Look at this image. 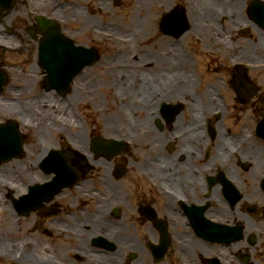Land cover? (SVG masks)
Masks as SVG:
<instances>
[{"label":"flooded vegetation","instance_id":"af4514ba","mask_svg":"<svg viewBox=\"0 0 264 264\" xmlns=\"http://www.w3.org/2000/svg\"><path fill=\"white\" fill-rule=\"evenodd\" d=\"M167 1L169 3V0ZM135 5L139 7V2ZM170 6H174V1ZM211 16L209 19L214 21L216 16ZM29 19L34 23L33 17ZM87 21L85 25H88ZM93 26L101 28L98 25ZM200 26L206 30L205 26ZM197 29L192 20L183 37L190 34L194 37L205 36ZM71 33L75 34L76 31ZM167 37L173 41L171 36ZM33 41L37 45L34 46L29 41L25 42L27 46L22 47L24 53L31 50L27 60L6 65V68L14 69L13 72L8 71L9 98L13 90L16 93H28L31 89L30 85L38 86L44 82L46 68L40 55L42 46L38 44L39 41ZM172 41L166 45L164 43L163 48L170 51L173 48ZM142 53L144 52L139 54ZM146 67L140 65L136 73L134 64L132 70L140 76L144 74L148 76L150 74ZM32 68L36 69L33 76L30 74ZM30 82L32 83L29 84ZM262 92L263 89L259 88L258 93L248 98L246 104L260 100L264 105ZM215 94L218 95V92ZM32 98L38 100L40 96L33 95ZM8 102L13 103L14 100L11 98ZM20 109L24 108L20 107ZM20 109L19 116L23 112ZM172 124L164 128L170 137L166 142V148L173 159L171 160L172 168H182V180L176 177L170 178L166 172L158 171L156 167L146 169L154 175L143 174L139 165L142 161L141 157H132L131 152L134 147L130 145L124 153L113 158L125 169V173L118 176V179L114 176L116 166L113 167L112 179L109 180L108 173L105 176L101 175V171L107 172L109 162L106 160L111 159L109 157L104 160L103 156H91L87 159L86 165L82 164L84 159L82 156L73 158L74 164L80 166L86 174L84 173L83 180L75 185L77 188L70 198L68 197L67 206L59 202L60 206L50 205L53 206L52 211L47 212L45 205H42L30 213L27 205L13 202V198L27 193L28 189L26 190L25 187L22 191L16 185L17 189L14 191L7 186L12 185V181L6 179V184L0 185V195H3L5 203L2 204L0 200V264H48V261L50 264H264V142L254 141L252 132L255 129L248 130L246 125V135L251 138L246 150L249 153L248 146L253 143L255 148H262L260 157L257 158L250 153L248 157H245L246 150L243 155L238 153L237 156H233L231 152L234 149L226 147L223 152H220L219 161L214 162V157L218 156V150L214 152L213 149L206 148L205 132L202 144L200 142L199 145L201 148L194 151L192 157H188L185 154L192 149L187 141L190 146L194 145L193 138L190 139L194 131H189L188 127L177 128ZM153 126L157 129L154 123ZM224 126L226 125L223 123L216 128L220 134ZM226 128L228 127H225L223 131ZM197 132L200 131L197 130ZM26 137L29 140V136L26 135ZM60 139L64 141L65 138L60 136ZM149 143L153 141L150 140ZM259 144L260 146H257ZM22 161L28 162L27 155L22 158ZM91 162L92 164L100 163L103 169L100 171L98 167L99 170H91L89 168ZM94 173L98 176L95 177L98 186H91V178L87 176ZM137 173L139 176L136 175ZM153 176L160 181V187ZM198 178H201V182L197 180ZM226 179H231L241 194L237 203L231 204L225 195L219 203L218 196L222 188L220 185L215 186L213 182L209 183L210 180L225 181ZM125 180L126 183H124ZM20 185L23 186V184ZM81 186L82 190H80ZM109 186L114 187L116 193L111 189V194H102V190L109 189ZM237 195V193H230L231 198ZM82 196H88L89 199L85 201L81 199ZM102 199L108 209L107 215L102 219L106 222V226H109L106 227L107 231L110 227L118 226L122 230L128 228L125 221L130 211L133 213L130 222L137 228L134 238L125 235L122 231H114L113 236L116 240L107 237V231L105 234L96 235L103 238L97 239L91 236L92 238L88 241L76 235V227L72 224L82 223L83 220L92 218L97 210L98 202ZM75 201L77 202L74 207ZM94 204L95 206H91ZM8 206L14 210V213ZM222 224L227 225L226 229H222ZM83 229L86 228L83 227ZM122 236H125L130 244L119 248L117 240ZM68 238H79L82 241L80 246L86 249L81 251L86 256H79L78 251L72 254L74 249L72 250V242ZM104 238L107 242H111V248L104 247L107 244ZM13 248H16L15 252L11 251ZM18 256L20 258L17 260Z\"/></svg>","mask_w":264,"mask_h":264},{"label":"bare ground","instance_id":"6f19581e","mask_svg":"<svg viewBox=\"0 0 264 264\" xmlns=\"http://www.w3.org/2000/svg\"><path fill=\"white\" fill-rule=\"evenodd\" d=\"M45 0H34V7H41L44 5ZM147 4L148 0H146ZM169 4H172V1L169 0ZM243 3L241 1L237 0H194V9L190 12V17L193 20V22L197 26V30L202 31L205 36L204 38L212 39L214 40V44L224 51H227L228 54L233 50L234 43L229 38V33H231L234 28L237 26H240L244 24L245 22H242L243 20ZM105 5V4H104ZM142 5V4H141ZM164 6V3L158 0L151 1V10L152 14H156L160 11V8ZM237 7H240L239 12L236 11ZM167 8V6L164 7V9ZM141 13L145 12V8L143 6L140 7ZM78 13L80 10L78 9ZM135 13L137 12V9L135 8ZM141 13L132 14L131 18L138 23V31H140V38L141 39L147 38L148 35H152V25L149 24L150 18L153 17L152 14L146 13L144 19L141 18ZM12 15L16 16L17 10ZM216 16L217 19L210 22L212 25H215L216 22L219 20L222 21V25H219V28L209 29L207 26L209 25L208 19L209 17ZM66 16L60 14L57 18L63 19ZM87 23H89V19H87ZM223 20H226L227 23L224 24ZM207 26H205V24ZM200 25L205 26L207 30H204ZM148 32V33H146ZM216 32V33H215ZM138 42L134 44H130V46H127L130 48V51L128 53H125L123 56L120 57V59L116 60H109L107 63H105V66L109 69L105 70V73L109 80L113 79L115 82L120 81V85H130L132 89L131 95V101L128 104V110H122V111H115L112 115L107 117V125L109 126L108 131H104V134L109 133H118L120 132L119 129L122 128V124L127 125L130 130H133L135 132H140L143 136L138 141V144L141 148H148L151 147L149 144L151 139H156V143L153 146L154 149H156L158 152H160V149L163 148V146L168 142L170 139L168 132L159 133L157 129L153 126V121L158 118V108L160 104L163 101L172 103L176 100H182L183 96L186 97V100H184L187 105L189 106V111L185 115V118L187 119V127L189 131H194V134L190 136V139L193 138L194 145L190 146L188 141V146L192 149L189 151L188 154H185V156L192 157V153L198 149L201 148L200 142L202 144L203 136L205 132L207 133L206 129H202L201 126V118L202 113L200 112V108H207V112L210 111L211 105H214V100H216L217 95L215 94V87L204 89L203 92H200L199 95L194 93L193 87L195 86L194 79H191L190 75H186V81L184 82L183 79L179 74L182 73V69L185 67H188L189 65L192 66L191 60L187 57V55L177 54V60L184 65V67H180L175 69L172 65V59L170 58V54L167 52H161L159 51V48L163 46V42H161L160 39L152 42L151 45L148 46L147 50L139 54V49L136 47ZM134 62L135 67L137 69L136 73L139 70L140 65L147 66V72L149 74H153L155 76V80L152 78H148L147 75H138L133 70L130 69H121L126 64H132ZM109 66V67H108ZM36 69L32 68L30 70V74L33 76L35 74ZM177 72V73H176ZM135 73V74H134ZM134 74V75H133ZM120 75L122 76V80H119ZM184 75V74H183ZM30 81L29 77H27ZM80 78V77H79ZM78 78V79H79ZM184 82V83H183ZM30 82L29 84H31ZM183 83V84H182ZM81 84H87L89 86V89L92 90V95L90 94L89 97L85 98L81 95L82 90L80 89ZM29 87V86H28ZM32 87V85H30ZM98 91L99 87L94 82V79L92 76L87 75L85 72L84 76H81L79 81L76 83V88L74 89V93L72 95V100L77 101L78 103H82L84 105H88L87 101H91L92 99L98 98ZM133 101L138 102V107H135L132 105ZM102 102L101 98L100 101ZM68 103H62L59 104L55 97L48 96L44 100H28L25 103H12V102H0V115L10 113L12 115L18 114V110L20 107H23L24 110L20 109L22 112V121L25 123V125L32 126V125H39L38 133L41 134V138L36 140L34 143L35 146L32 148H29L26 155H30L32 157L30 161V168L32 170H36L35 165L39 164L44 155L46 154L45 150H49L53 148L52 139L50 136H47L46 131L48 134H51V131L53 129L57 130L58 132H64L68 134L71 142L76 146L77 149L80 151L87 153L88 150V135L87 130L83 129L81 130L80 127L77 126L76 130L72 133L70 132L67 127L70 126V124H79L77 121H75L74 113L68 108ZM38 108V109H36ZM45 108V109H44ZM44 109V110H43ZM133 109L136 111L141 112L142 114V120L141 122H137L133 120L132 117L129 116V110ZM34 110L42 111L43 114L49 115V118H51V123L46 124L42 123L39 117H37L34 113ZM227 114H222L220 116L221 118H224ZM30 122H29V121ZM31 122H34L32 124ZM211 126V125H210ZM135 128L139 130H135ZM106 129V128H105ZM107 130V129H106ZM197 130H201L200 132H197ZM112 131V132H110ZM154 134V135H152ZM151 135V136H150ZM55 136V135H52ZM157 136L159 139V143L157 145ZM217 149H218V156L214 157V162L219 161V154L220 152H223L226 147L229 146H236L240 145V140L235 138L233 135L230 138L224 137L219 132L217 133ZM189 139V137L187 138ZM145 143V145H144ZM251 143L248 146V151L252 156H255L257 158L260 157V152L262 151V148H255L254 145ZM199 146V147H198ZM198 147V148H197ZM179 154H182V152H178ZM249 153H244L245 157L249 156ZM173 160L170 156H168V153L164 151V154H162L161 158L157 160L156 168L158 171H163L168 174L170 178H178L180 180L183 179L182 174L183 170L182 168H172V162ZM139 165L142 166V163ZM100 169V171L103 169L102 165L98 162L93 163L90 165V169ZM23 167H19L15 165L14 163H7L4 166H2L0 172V180L5 177V173L9 171H13L16 175L20 174L21 171L24 172L25 170L22 169ZM98 169V170H99ZM29 172H27L28 179H36L39 174L34 175V172L27 169ZM77 174L81 175L83 173V169H77ZM110 167L108 172L102 173L101 175L105 176L106 173H108L107 177L112 178L110 175ZM9 174L8 177H11ZM34 175V176H33ZM12 181H15V179L12 177ZM201 182V178L197 179ZM37 182V181H34ZM83 185V184H82ZM21 189L22 185H18ZM112 186H109V189H106L108 193L111 194V189L113 192L116 193V189ZM24 189V188H23ZM80 190H82V186L80 187ZM255 191V189H253ZM258 195V191L255 192ZM108 197V196H107ZM13 202H16V198H13ZM0 200L2 204L4 203V197L3 195H0ZM5 204V203H4ZM9 210L13 212L14 210L8 206ZM107 207L106 203L102 199L101 202H98L97 210L93 213L92 218H87L83 220L82 223L72 224V226L76 227V235L85 241H88V239H91L96 234L101 235L105 234L107 231L106 222L102 221V219L107 215ZM14 213V212H13ZM79 219V217H77ZM106 219V218H105ZM85 227L86 229H83ZM81 228V230H80ZM111 228V227H110ZM109 228V229H110ZM119 231H122L125 235L134 238L135 235H129V230L127 228H124L123 230L117 226ZM89 231H88V230ZM88 235V237H86ZM92 236V237H91ZM111 237V236H110ZM119 248L121 246H125L126 244H130L128 239L125 238V236H122L117 240ZM52 258V257H50ZM104 259L103 257H100ZM31 261V260H29ZM48 264L50 262L48 261Z\"/></svg>","mask_w":264,"mask_h":264},{"label":"rangeland","instance_id":"374dc122","mask_svg":"<svg viewBox=\"0 0 264 264\" xmlns=\"http://www.w3.org/2000/svg\"><path fill=\"white\" fill-rule=\"evenodd\" d=\"M64 1V0H62ZM68 1V0H65ZM78 3H82L84 2L86 4V8L90 9V6L88 5L92 0H74ZM185 0H175V6L176 7H183V9H186L187 14H189V10L187 9V2H184ZM107 2V6H110L109 1ZM135 2H137L135 0ZM50 3H52V1H50ZM134 0H124V2H122L120 4V6H113L112 10L115 11V13L113 11H108V12H103V13H98L96 10L95 12H93V18L91 19V21L88 23V25H84L83 27L81 25H78L77 27H79V30L74 34L71 33V35L73 37L76 36L75 40L78 42V44L83 45L87 48H93L95 50H97V52L101 53V57L104 58V61L106 59H110L111 58V54L113 52V49L115 47L121 46L120 44L115 43L113 40H104L102 38H100L98 35H96L94 33V31L92 30L93 25H98L101 26L103 23H108L109 26L112 27L113 30L116 31V28L120 29L119 31H126L127 28L129 27V29L132 30H137L138 27L137 25H139L138 23H136L132 18L131 15L132 14H137V13H141V11H137L136 13L135 11V5H133ZM149 5L147 4L146 0H141L140 1V6H143L145 8V12L141 13V18L144 19L146 13H148L147 8L149 9L151 7V0H148ZM83 4V3H82ZM142 4V5H141ZM22 8L24 9V6L21 5ZM19 5V7H21ZM61 9V8H60ZM91 10V9H90ZM62 11V10H61ZM23 14H21L22 17L28 18V14L26 13V11H22ZM114 13V15H113ZM162 12H160L158 14V16H160ZM99 16H102L104 18L100 19ZM155 16V18H150V20H154V24L159 25L160 21H161V17ZM7 20H10V17H7ZM149 20V24L151 23V21ZM108 21V22H105ZM249 22V20H247ZM12 22V21H10ZM251 23L249 22V25ZM140 26V25H139ZM21 30H23V28H20ZM71 29V28H70ZM69 29V30H70ZM68 30V31H69ZM242 29H235V31H233L231 34H229V38L232 39V41L234 42V44H241V43H245L247 44L246 48L242 49V50H237V52L235 51V54L232 60H229V58L227 57L228 53L226 51H224L223 49L218 48L217 46H213L212 44L208 43L207 41L204 42L200 39L194 40L193 37L191 38L190 41H181L178 45H176L175 47L177 48V50H175V53H181L183 51V48H185L183 45H186L189 47V55L191 61H192V66H188V67H184L182 69V73L184 74H179L181 76V78L183 79V81H186V75H190L191 79H194L195 82V86L193 87L194 93H199V92H203L204 88H211V87H215V92L217 93L218 91H220L221 93L224 91V82H226L225 80L230 79L231 78V61H251V62H261L264 61V49L263 51L260 52H255L254 55L252 54V49L254 47V45H261L262 43H264V40L262 41L261 39H259L258 41L256 40V35L260 36L259 34H257L258 30L257 29H253L251 28V30H249L246 34H242ZM155 31H158V29H156ZM161 32V31H160ZM131 32H128L127 34H129ZM124 35H126L124 33ZM158 39L161 40V42H167L166 39V35H163V33L161 32V36L160 34L158 35ZM163 36V37H162ZM73 37H71L73 39ZM152 38V37H151ZM169 38V37H167ZM254 39V40H253ZM33 45H37L35 44V42L33 40L36 39H31ZM171 40V39H170ZM255 41V42H254ZM252 43V46H251ZM39 44V43H38ZM148 44V41L146 39L140 41V44L138 43V47L139 50H147L146 46ZM247 47L248 49H251V54L247 53ZM236 48V47H235ZM125 49V51H127L129 48H123ZM237 49V48H236ZM254 50V49H253ZM261 50V49H258ZM2 52V53H1ZM30 52L31 50H27V52L25 53H19L15 56L9 54L6 51H1L0 50V69L6 70V71H10L13 72L14 69L7 67L6 65L9 66L12 63H14L15 61L17 62H23L25 60H27L28 57H30ZM226 54V55H224ZM229 56V55H228ZM103 61L101 60L100 63H97L96 65H94L93 67H88V69H86L88 72V75L93 76L94 80L96 82V84L98 83V86L100 88L99 90V97H103L104 101L103 102H96V105L94 104L95 102H93L92 104H94V107L91 106L90 110L93 111V113H91L88 108L86 107V105L82 104V103H78V102H74L73 103V108L77 109V114L79 116H81V110L84 112H86L84 114L85 118H80L79 116L76 117L75 121H77L78 123H82L81 119L84 120L85 125L87 126L88 124V140L91 141L89 138L92 137V126L93 123H100V121L105 115H108L109 113L114 112L115 110L120 109L119 107H117V103L114 100V98L112 99V92H111V81H104L103 79L99 78V76H103L105 73V68L99 66V64H101ZM172 65H173V60H172ZM24 66V65H23ZM174 67H176L175 69L179 68V66L176 64L174 65ZM85 70V72H86ZM177 73V72H176ZM250 76L249 79L252 80L254 83H256L257 85H259L260 88L263 89L264 93V70H259V71H252L249 72ZM150 78H152L153 80H155V76L153 74L148 75ZM185 76V77H184ZM104 78H106L104 76ZM99 79H101L106 85L102 86L101 83L99 82ZM224 81V82H223ZM183 82V83H184ZM187 82V81H186ZM182 83V84H183ZM222 84V86H220ZM39 88V85L37 86ZM128 87V97H130V92H131V86L127 85ZM80 89L82 90V92L86 93L88 91V86L82 85L80 86ZM37 88L33 87V91H36ZM38 91V90H37ZM74 93V92H73ZM73 95V94H72ZM227 95L230 96V98L227 100L228 104H230L231 106H233V109L230 110L228 112V116L224 122V126L223 129H225V127H228L226 129H230L233 130L234 133H238V134H242L243 131L245 130H238V126H248V130H254L255 127L257 128L258 123L260 122V120L264 117V105L262 104V102L260 100L258 101H252V103L249 104H242L235 96L234 91L229 90L227 92ZM72 97V96H71ZM184 100H186V97L183 96V99L181 101L184 102ZM61 104V101H59ZM130 103V102H129ZM128 103V104H129ZM138 102L133 101L132 105L135 107H138ZM128 104L126 105V107L128 108ZM186 105H184V109L182 111L185 112L184 114L181 113V115H179L173 122V126H180L181 128H185L187 125V119L185 118V115L187 114V103L185 102ZM186 106V107H185ZM90 107V106H89ZM220 107L223 108L222 104H215L212 106L211 108V112H210V116L212 111L219 109ZM69 108V107H68ZM93 108V109H92ZM96 109H106L105 112H99ZM200 112H202L200 106L199 109ZM130 111H134L133 109H130ZM91 114V117L89 116V114ZM138 113V112H137ZM140 115V113H138ZM138 114H135V117L138 116ZM94 117H93V116ZM98 115V116H96ZM87 116V117H86ZM132 117V115L130 116ZM135 117H133L135 119ZM3 118V120H5L6 118H10V116H0V119ZM204 118L202 117L201 120H203ZM135 120H139V119H135ZM87 122V123H86ZM231 122L233 123V125H231ZM219 121H215L214 125L217 127V125L219 124ZM221 125V124H220ZM219 125V126H220ZM223 125V123H222ZM166 127V126H165ZM164 127V128H165ZM223 129L221 130L223 133ZM120 131V129H119ZM122 131V130H121ZM51 133H53L55 136L53 138L52 135L48 134V132L46 131L47 136H50L52 141H53V145H56V135H57V130L54 129L53 131H51ZM63 132H60V134H62ZM120 133V132H119ZM119 133H116V139L118 138V136L120 135ZM37 136H34V139L37 140V138H40L42 136H40L41 134L36 133ZM109 135V134H108ZM245 135V134H244ZM243 135V136H244ZM105 136V135H103ZM106 138V136H105ZM58 142H60L61 144H63L62 141L58 140ZM262 144V143H260ZM257 145V146H260ZM263 145V144H262ZM76 148V147H75ZM207 148V147H206ZM139 149V148H138ZM141 157V160L144 161L145 157L147 155H149L148 151H144V150H140L138 153ZM152 155H155L154 153ZM88 156V155H87ZM135 157V156H132ZM102 159L106 160V157H103ZM210 159V158H209ZM97 161V160H96ZM108 162H110L111 164H113L115 161V159H108L106 160ZM21 162V161H19ZM143 163V162H141ZM96 175V176H94ZM138 175V173L136 174ZM89 178H91L92 181V185L91 186H98V182L95 181V177L97 176V173H94L92 175H87ZM139 176V175H138ZM127 181L125 180L124 183H126ZM84 198L83 196L81 197V199ZM93 198L95 199V197L93 196ZM80 199V198H79ZM89 199V197L87 196V200ZM93 199V200H94ZM63 205L67 206V202L62 201ZM77 201L74 202V207ZM88 204V203H86ZM91 206H95L91 205ZM133 215L132 212L129 211L128 214V218L126 219V223L128 224V230H130V232L132 234L137 233V228L135 226H133V224L130 222L131 220V216ZM114 231H119L117 227H111L108 231H107V236L112 238V235L114 233ZM98 235V234H96ZM95 235V237H96ZM106 236V235H105ZM104 236V237H105ZM46 237H48L46 235ZM72 243V254L75 251H85L86 249L83 248L82 246H80V243L82 242L79 238L77 239H73V238H68ZM113 239V238H112ZM16 248H13L11 251L15 252Z\"/></svg>","mask_w":264,"mask_h":264}]
</instances>
